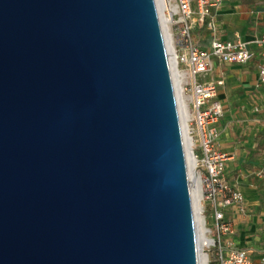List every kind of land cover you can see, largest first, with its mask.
Instances as JSON below:
<instances>
[{
  "label": "water",
  "instance_id": "1",
  "mask_svg": "<svg viewBox=\"0 0 264 264\" xmlns=\"http://www.w3.org/2000/svg\"><path fill=\"white\" fill-rule=\"evenodd\" d=\"M156 0H0V264H200Z\"/></svg>",
  "mask_w": 264,
  "mask_h": 264
},
{
  "label": "built area",
  "instance_id": "2",
  "mask_svg": "<svg viewBox=\"0 0 264 264\" xmlns=\"http://www.w3.org/2000/svg\"><path fill=\"white\" fill-rule=\"evenodd\" d=\"M224 2L156 0L166 41L168 33L174 49V62L169 53L171 70L185 137L190 140L194 171L200 181V193L205 205L203 213L207 212V207L211 208L212 213L214 231L210 229V234L214 241L204 244L202 253L208 257L207 264H264V256L255 261L246 251L237 249L233 241L236 230L227 219V213L238 209L241 215H246L248 206L244 194L226 180L230 156L218 147V123L224 115V107L217 100V95L224 81L202 79L212 70L214 60L246 65L255 52L240 37L233 40L215 37L209 48L201 47L193 37L197 22L205 23L210 19L209 25H213L212 10ZM256 44L263 47L264 36L256 40ZM259 77L264 86V61L259 66ZM255 110L259 111V108Z\"/></svg>",
  "mask_w": 264,
  "mask_h": 264
},
{
  "label": "crops",
  "instance_id": "3",
  "mask_svg": "<svg viewBox=\"0 0 264 264\" xmlns=\"http://www.w3.org/2000/svg\"><path fill=\"white\" fill-rule=\"evenodd\" d=\"M211 19L212 26L210 19L195 25L197 44L209 48L215 37H240L255 52L246 65L214 60L212 70L202 79L224 81L217 95L224 107L218 123V147L230 156L226 180L244 194L248 206L246 215L233 209L229 221L236 230V248L258 261L264 256V86L259 77L264 46H258L256 40L264 36V0H225L213 8Z\"/></svg>",
  "mask_w": 264,
  "mask_h": 264
},
{
  "label": "bare ground",
  "instance_id": "4",
  "mask_svg": "<svg viewBox=\"0 0 264 264\" xmlns=\"http://www.w3.org/2000/svg\"><path fill=\"white\" fill-rule=\"evenodd\" d=\"M167 30V28H166ZM167 33V31H166ZM167 36V41H168V48H169V53L171 55V58L174 62L175 57H174V49L171 43L170 36L168 33L166 34ZM174 57V58H173ZM179 85V84H178ZM183 110V109H182ZM183 117V122L184 124L186 123L185 116L182 114ZM187 140V146L189 149V168H190V175H191V180H192V191H193V201L195 205V210H196V223H197V230H198V240H199V247L202 249L204 244H212L214 239L213 236L210 234V229L207 227V218L205 217V214L203 213L205 210V205L202 202V197L200 193V181L198 175L195 173V161L192 157V153L190 150V140L189 138H186ZM200 264H207L208 263V257L207 255L201 253L200 255Z\"/></svg>",
  "mask_w": 264,
  "mask_h": 264
},
{
  "label": "rangeland",
  "instance_id": "5",
  "mask_svg": "<svg viewBox=\"0 0 264 264\" xmlns=\"http://www.w3.org/2000/svg\"><path fill=\"white\" fill-rule=\"evenodd\" d=\"M232 210L228 211V213H227V219L228 220H230V216L234 213L233 212L234 210L233 211ZM247 212H248V210H247ZM211 215H212L211 208L210 207H207V212L205 213V217L207 218V226L209 227V229H211V230L214 231L213 220H212V216ZM209 252H212V251H209Z\"/></svg>",
  "mask_w": 264,
  "mask_h": 264
}]
</instances>
